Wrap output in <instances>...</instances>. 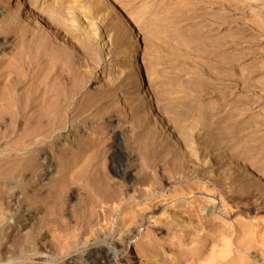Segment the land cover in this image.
I'll return each instance as SVG.
<instances>
[{"label":"rangeland","instance_id":"obj_1","mask_svg":"<svg viewBox=\"0 0 264 264\" xmlns=\"http://www.w3.org/2000/svg\"><path fill=\"white\" fill-rule=\"evenodd\" d=\"M48 4L86 76L61 127L0 123V264H264V0Z\"/></svg>","mask_w":264,"mask_h":264},{"label":"bare ground","instance_id":"obj_2","mask_svg":"<svg viewBox=\"0 0 264 264\" xmlns=\"http://www.w3.org/2000/svg\"><path fill=\"white\" fill-rule=\"evenodd\" d=\"M3 1L5 8L13 6L11 0H0V3ZM49 1L34 0V2H31L34 6H27L32 8L33 11L38 7L40 8L37 13H39V20L41 17L44 25L41 21H36V25H31L30 22H26L25 17L19 11L13 12L0 23V123L2 120L7 119V115L10 117L8 123L10 126L22 121L23 129H25L22 132V138L25 140L45 132L48 128L61 127L66 122V114L74 113L77 110L75 104L70 106L73 102V91L75 90L73 88L72 92L68 90L67 80L65 82L63 80H61L63 82H57L56 80L63 77L64 71H72L75 76L76 69L79 66H77L78 61L76 62L74 54L54 38L53 33L61 29L60 25L57 24L60 19L57 16L61 12V8H54L48 4ZM15 39L16 43L13 42ZM15 46L18 51L10 56ZM133 53H136V50ZM44 65L51 70H44ZM140 68L138 57L133 56L131 71L134 73L136 81L142 79L140 88H145L146 85L143 83ZM53 71L54 73H52ZM80 72L79 69L76 73H79L78 78ZM49 75H52V81L58 84L52 83L53 85L49 86V83L48 88H45L47 85L45 83L46 86L43 85L39 80H45ZM73 75L71 76L73 77ZM81 75L80 78L83 77L84 73ZM64 79H67V77H64ZM31 80H35L36 83L33 82V85L29 84L31 87L27 85L24 88V85L29 83L28 81L31 82ZM116 145H119V142H116ZM99 152L97 151L98 154L96 152L95 154L100 155ZM89 165L87 174L92 169V165ZM42 171L43 175H48L52 170L50 171L47 167L43 168ZM204 197L214 204L219 203L212 194L204 193ZM140 233V230H138L135 235L126 241V244L137 240Z\"/></svg>","mask_w":264,"mask_h":264}]
</instances>
